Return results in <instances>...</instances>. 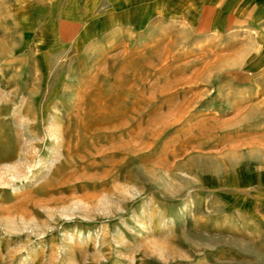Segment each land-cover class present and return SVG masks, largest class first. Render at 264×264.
I'll list each match as a JSON object with an SVG mask.
<instances>
[{
	"label": "rangeland",
	"instance_id": "obj_1",
	"mask_svg": "<svg viewBox=\"0 0 264 264\" xmlns=\"http://www.w3.org/2000/svg\"><path fill=\"white\" fill-rule=\"evenodd\" d=\"M20 4L0 1V264H264V40L164 7L51 37Z\"/></svg>",
	"mask_w": 264,
	"mask_h": 264
},
{
	"label": "crops",
	"instance_id": "obj_2",
	"mask_svg": "<svg viewBox=\"0 0 264 264\" xmlns=\"http://www.w3.org/2000/svg\"><path fill=\"white\" fill-rule=\"evenodd\" d=\"M25 7L28 21L39 22L44 35L66 36L67 29L95 35L114 34L129 28H140L147 20L161 16L162 8L183 12L193 22L194 8L213 12L212 30L254 32L264 40V0H0ZM20 2V3H18ZM36 8V9H35ZM53 24V25H50ZM129 31V30H128ZM129 33V32H127Z\"/></svg>",
	"mask_w": 264,
	"mask_h": 264
},
{
	"label": "bare ground",
	"instance_id": "obj_3",
	"mask_svg": "<svg viewBox=\"0 0 264 264\" xmlns=\"http://www.w3.org/2000/svg\"><path fill=\"white\" fill-rule=\"evenodd\" d=\"M9 168V167H8ZM8 171H9V169H8ZM10 173V172H9Z\"/></svg>",
	"mask_w": 264,
	"mask_h": 264
}]
</instances>
